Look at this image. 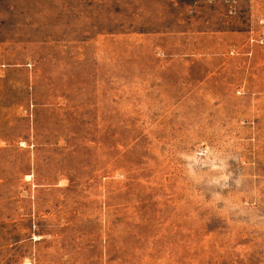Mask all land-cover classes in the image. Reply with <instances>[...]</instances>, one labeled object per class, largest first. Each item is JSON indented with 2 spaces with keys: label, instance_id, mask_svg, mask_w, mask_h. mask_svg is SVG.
I'll list each match as a JSON object with an SVG mask.
<instances>
[{
  "label": "rangeland",
  "instance_id": "rangeland-1",
  "mask_svg": "<svg viewBox=\"0 0 264 264\" xmlns=\"http://www.w3.org/2000/svg\"><path fill=\"white\" fill-rule=\"evenodd\" d=\"M0 264H264V0H0Z\"/></svg>",
  "mask_w": 264,
  "mask_h": 264
}]
</instances>
